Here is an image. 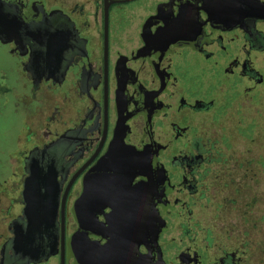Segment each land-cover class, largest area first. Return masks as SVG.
Masks as SVG:
<instances>
[{"label": "flooded vegetation", "instance_id": "flooded-vegetation-1", "mask_svg": "<svg viewBox=\"0 0 264 264\" xmlns=\"http://www.w3.org/2000/svg\"><path fill=\"white\" fill-rule=\"evenodd\" d=\"M0 8L29 33L0 37V110L17 119L0 147V264H264L247 207L249 139L264 137L251 0ZM113 145L143 151L144 169Z\"/></svg>", "mask_w": 264, "mask_h": 264}, {"label": "rangeland", "instance_id": "rangeland-1", "mask_svg": "<svg viewBox=\"0 0 264 264\" xmlns=\"http://www.w3.org/2000/svg\"><path fill=\"white\" fill-rule=\"evenodd\" d=\"M1 54L0 49V56ZM1 63L2 58H0V65H2ZM14 120L17 119L11 116L9 110H0V147H9L12 145L13 133L16 131V123ZM247 143L246 140L245 145ZM249 144L251 147V174L249 184L252 200L249 206L247 205L249 222L251 223V227L256 225V227L264 229V195L262 196V191L264 190V137H258L256 133L255 135L252 134L251 139H249ZM6 172V169L0 168L1 174ZM224 221V223L231 225L234 221H238V218L228 217Z\"/></svg>", "mask_w": 264, "mask_h": 264}, {"label": "water", "instance_id": "water-1", "mask_svg": "<svg viewBox=\"0 0 264 264\" xmlns=\"http://www.w3.org/2000/svg\"><path fill=\"white\" fill-rule=\"evenodd\" d=\"M1 11L2 9L0 8V37H3L4 35H20L22 34V32L26 35V34H29L28 31L26 32L25 29L22 30V26L19 25V22H17L16 20L11 22L10 26H5L2 19H1ZM251 13H252V16L256 14H261V15H256V16H260L264 19V1H261V0H251ZM115 153H116V147L115 145L112 146V149L110 151V157H114L115 156ZM119 155V163L123 164V163H127L128 161L126 160L127 159V156L130 155V156H133V159H134V162L137 164L136 165V168L137 170H141V169H144L141 167V165L139 164H142V163H145L147 162V160H145V153L143 151H126V150H123L122 152H119V153H116V155ZM107 169H99V170H96V175L92 176V178H95V179H99V178H102L100 174H102L104 171H106ZM123 170V165L121 167H119L117 169V171L119 172H122ZM100 175V176H99ZM141 187V186H140ZM84 196H82L79 201L77 202V210L79 211L80 216H79V221L81 223L80 225V228L78 230V235H81L83 232H84V224H85V220H86V217H84L83 215V211H84ZM141 220V218H139V221ZM158 221L159 218L157 217V214H155V217H154V232L156 233V235H158L159 231H160V228L158 230ZM18 240V239H17Z\"/></svg>", "mask_w": 264, "mask_h": 264}]
</instances>
